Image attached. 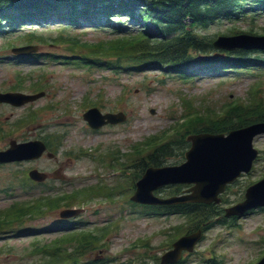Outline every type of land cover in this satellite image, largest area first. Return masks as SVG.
<instances>
[{"label": "rangeland", "instance_id": "obj_1", "mask_svg": "<svg viewBox=\"0 0 264 264\" xmlns=\"http://www.w3.org/2000/svg\"><path fill=\"white\" fill-rule=\"evenodd\" d=\"M251 15L260 16L253 23L251 21L240 22L237 25L238 29L247 31L249 27L253 26L254 32L264 35L262 29L264 28V13L249 11L246 16ZM55 19L57 18L52 15L42 23V26L48 23L52 24L49 25V28H43L41 33L50 42L36 44L38 45L37 53L42 55L41 59H35V55L32 54L21 58L16 57L11 54L10 48L1 51L8 35L5 37L0 35V92H5L14 84L20 83V91L30 94V82L41 79L45 86L44 96L33 103L24 104L21 107L0 105V127L7 133L12 131L7 127V123L29 111L39 114L34 123L20 127L6 139L2 138L0 147L6 148L10 140L17 142L35 140L45 132L56 134L61 139V142L57 144L58 152L55 157H49L51 159L44 154L34 162L0 166V208L8 207L16 200L28 196H37L44 192L54 193L56 190L70 191L74 188L95 184L99 181V175L101 180L109 185H113L117 181L125 182L126 179L120 172L99 169V175H97L92 162L87 159L75 160L73 157H64L63 154L69 150H90L98 145H101V151L117 146L120 153H127L130 151L131 145L143 142L147 137L167 130L183 113L204 112L207 114L208 110L218 112L223 105L230 102L232 104L235 100L245 102L247 90L253 81L259 78L264 81V66L257 68L254 65L236 66L238 70L242 71L240 75L233 73L227 65H217L211 68L209 73L202 71L200 74L199 71H193L186 79L179 75H176V78L164 77L159 69L154 68H145L141 71L132 68L128 70L88 69L83 65H77V62H73V60L64 61V57L68 56L65 51L66 44L51 40V37L57 36L58 30L63 28L61 25L63 23ZM225 19L227 18H219L204 31L208 42L210 39L214 40L213 35L226 34L230 24L226 23ZM33 22H24L26 26L21 33L42 30V28L38 29L39 27ZM128 24L133 26L131 20L128 21ZM80 27L83 28H71L66 35L69 34L86 43H96L112 38L109 31L96 30L91 28L88 23L85 25L82 23ZM134 27L136 28L137 25L134 24ZM17 35L21 34L15 33L9 37ZM20 44L24 43L21 40H17L15 43L16 46H23ZM253 55L261 54L255 51ZM98 94L102 100L99 99ZM86 96L91 102H99L100 108H98L102 114L122 113L125 120L116 125H102L96 132L90 130L82 118L84 110L80 107ZM183 99H188L190 105L183 104ZM47 105L52 108L39 112L38 109ZM205 118L207 117L199 119L197 123L203 124ZM7 133L5 137L8 135ZM253 142V147L256 150L264 151V135L255 137ZM176 152L177 150L173 153ZM180 160L181 157L176 161L170 159L163 166L176 165L175 162L178 164ZM130 164L139 163L138 160L133 161L132 159ZM29 166H34L48 176L46 183L52 187V190H49V187L42 188L35 184L27 191L15 186L12 189L8 187L10 183L15 182L10 178V173ZM254 166L255 169L249 180L255 183L264 178V156L259 158ZM128 167L130 169L127 171V175L136 171L133 166ZM58 168H61L60 175L64 177L63 181L53 179V172ZM247 177L248 175L244 178ZM247 180H243L242 184H245ZM6 188L7 191H5ZM245 189L246 187L243 191ZM234 197L231 195L230 199L234 200ZM123 200L127 202L122 195H118L113 202L107 200L88 201L85 205L72 207L74 208L72 210H78V214L72 216L71 219L61 220V211L56 210L42 216L28 218V221L23 224L0 232V264H28L30 261H35V258H31L26 253L33 246L38 245V241L39 244H46L60 237H66L69 241L60 246L67 252L72 251L80 240V234L83 233L78 230L81 229L80 231H84L85 234L95 235L99 226H105L114 220L119 221L116 232L103 237L101 247L82 256L83 261L92 260L93 257L99 258L100 261L119 257L120 262L116 260L109 264H121L146 252L147 256L144 258L146 262L149 264L158 263L159 257L168 247L163 245L165 242L163 230L179 223L181 219L173 216L146 218L139 215L136 210H131ZM20 228L24 231L21 234L11 231ZM4 232L8 235L3 234ZM205 235V239L196 248L200 256L208 258L210 254H216L220 259H223V263L220 264H247L256 259L264 248L261 241L264 235V211H256L237 219L234 228L226 230L225 227H215ZM143 239L148 244L146 248L140 247L145 243L142 241ZM212 243H215L212 251L207 252ZM200 256L196 253L192 254L189 262L200 263Z\"/></svg>", "mask_w": 264, "mask_h": 264}, {"label": "trees", "instance_id": "obj_2", "mask_svg": "<svg viewBox=\"0 0 264 264\" xmlns=\"http://www.w3.org/2000/svg\"><path fill=\"white\" fill-rule=\"evenodd\" d=\"M258 10L264 11V0H0V35L5 37V34L9 35L14 32L13 29L26 25L24 22L33 20L40 22L49 17L51 13H55L65 21V27L57 32V41L65 43V48L71 54L78 50L82 51L84 54H82L81 62L88 61V64L92 65L93 62L88 60L92 59L98 61L95 64L97 68L107 70L113 69L115 66L120 69V65L128 68L130 65L153 64L154 67H165L167 74L184 77V75H191L193 71L208 69L209 66L235 67L260 61L252 60V56L243 51L215 50L203 36V32L219 18H227L224 20L225 22L234 23L254 18L252 15H246L249 11ZM186 19L191 20L190 25H187ZM130 20L133 26L128 24ZM80 22H88L90 27L96 30L110 29L115 36L107 41L86 43L79 38L66 35L73 26V28H78L77 24ZM134 24L139 26L135 30ZM147 24L152 26L153 32H148ZM14 40H21L24 44H46L49 42L46 36L37 35L36 32H27V34L19 35L13 39H5L9 46ZM92 52L95 59L98 57L110 58L95 60L93 57L86 56V53ZM210 56H216V58L211 61L200 60L201 57ZM258 58H262L261 60L264 61V55ZM9 90L20 91L21 84L15 85ZM195 117L191 118L192 121L189 122V125L177 131L176 137L172 140L175 142L168 141L173 137L169 136L168 139L166 138L167 140L164 139L155 144V147L148 149L149 151L138 160L139 167L145 169L148 165L161 166L167 157L172 156L173 151L186 145L184 139L188 134L205 131L213 134L227 133L232 129L264 121V105L257 103L254 107L241 108L238 106L228 112H223L217 118L203 119V124L197 123L199 118ZM22 120L23 117L13 122L12 125L20 123ZM4 133L5 131L0 128V134L4 135ZM99 189L100 187L85 188L69 197L52 201L38 198L33 205L8 211L6 215L0 216V229L8 227L10 230L14 221L20 220L21 216L29 214L33 218L36 214H40L37 211L41 207L55 209L61 205L62 201H64L65 207L85 205L88 201L92 202L94 196L105 194V191L97 192ZM176 190L178 191V188ZM25 203L26 201H23L20 206H24ZM16 205L19 204L16 203ZM146 212L151 214L149 216L161 214L189 216L191 224L185 226V231L178 235L193 231L203 225L206 229L212 228L216 218L222 214L220 207L191 204L148 208ZM143 215L147 214L143 213ZM218 223L223 224L224 220H219ZM11 231L15 233V231ZM79 232H83L80 234V240L67 255L60 246L62 243L69 242L66 237L55 239L49 244H38L41 246L37 248L41 258L34 264H109L112 262L109 260L83 262L80 257L88 251L101 247L103 239L100 235L97 236V233L92 235L85 234L84 231ZM176 236L175 234L173 238ZM171 240L166 244H169ZM45 253L51 257V261H47ZM188 259L189 257L179 264H187L186 260L188 261ZM141 264H145V262ZM202 264H217V262L210 260V263L202 262Z\"/></svg>", "mask_w": 264, "mask_h": 264}, {"label": "water", "instance_id": "obj_3", "mask_svg": "<svg viewBox=\"0 0 264 264\" xmlns=\"http://www.w3.org/2000/svg\"><path fill=\"white\" fill-rule=\"evenodd\" d=\"M214 45L228 50L235 47L264 50V38H243L241 36L221 38ZM34 50H36L35 47H26L13 50V52L20 55ZM34 99L33 96L20 94L0 95V102L14 106H20ZM83 118L94 128H99L107 123L116 124L124 120V117L120 115L101 116L96 110H90L84 114ZM262 133H264V122L231 131L227 137L222 135L190 137L188 140L191 141V148L185 154L186 162L172 168H148L142 180L138 182L137 192L132 199L146 204H174L184 201L206 204L218 202L217 195L223 190L225 184L237 177L240 172L250 168L251 162L256 156V153L251 149L252 139ZM44 150V146L39 142L21 145L12 142L9 150L0 153V162L36 159L42 155ZM48 156L51 157L50 154ZM29 176L36 181L45 179V176L37 171H31ZM176 183H193L195 186L190 189L192 194L163 201L157 200L151 195L153 190L164 184ZM260 206H264V180L247 192L245 203L227 210L226 216H241L246 211ZM76 213L64 212L61 217L66 218ZM199 237L200 233L196 232L180 239L173 245V250L162 256L161 264H174L179 259L180 252L182 250L191 251ZM259 264H264V258Z\"/></svg>", "mask_w": 264, "mask_h": 264}, {"label": "bare ground", "instance_id": "obj_4", "mask_svg": "<svg viewBox=\"0 0 264 264\" xmlns=\"http://www.w3.org/2000/svg\"><path fill=\"white\" fill-rule=\"evenodd\" d=\"M232 147V146H231ZM235 148L237 147L236 145L234 146Z\"/></svg>", "mask_w": 264, "mask_h": 264}]
</instances>
